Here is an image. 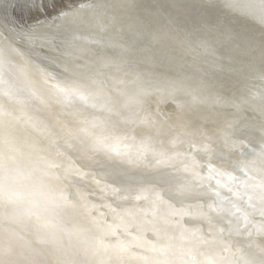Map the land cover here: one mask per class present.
<instances>
[{
  "label": "snow or ice",
  "instance_id": "snow-or-ice-1",
  "mask_svg": "<svg viewBox=\"0 0 264 264\" xmlns=\"http://www.w3.org/2000/svg\"><path fill=\"white\" fill-rule=\"evenodd\" d=\"M18 7L10 0H0V96L11 103L22 92L27 91L31 98L44 91L57 103L78 100L90 104L102 114L101 118L80 121L79 127L68 131V140H78L87 151L103 156L104 163L128 171L117 172L118 177H123L119 184L105 185L103 189L114 198L116 206L89 203L79 192L74 198L67 186L61 187L68 173L60 171L64 165L59 149L51 156L38 144H28L31 167L25 178L33 180L41 190L48 216L31 208L21 211L22 201L14 191L22 175L18 133L32 123V118L23 109L0 103V264H264V244L253 240L255 234L264 236V137L259 151L253 148L251 157L236 162L245 179L230 173L228 179L233 183L216 179L213 186V174L220 177L224 173L209 163L205 174V166L187 152L183 155L190 162L177 170L191 176L186 183L174 185L171 173L156 180L131 175L142 168L152 171L173 167L167 152H157L153 147L152 133L170 136L173 147L187 143L194 150L212 154L210 135L200 128L188 131L197 98L162 72H136L132 78L116 80L109 86L97 79L102 73L90 62L64 67L74 78L70 83L31 61L21 64L15 59L23 56L18 47L21 42L41 48L49 46L55 52L59 51L55 43L59 34L50 36L42 31L43 22L39 20L26 24L16 14ZM91 7L79 5L80 9ZM243 8L249 12L258 8L259 20L264 23V0H259L258 6L245 3ZM68 15L60 13L61 17ZM260 43L264 51V37ZM91 86L95 87L89 90ZM180 95L188 99L182 101L178 99ZM153 96L175 103V113L161 112L158 103L153 111ZM261 100L264 132V97ZM137 128L146 129L148 134L138 135ZM185 137L191 139L186 141ZM221 189L231 195H224ZM240 200L246 210L236 217L241 212L236 202ZM101 208L108 211H100ZM256 214L261 221L253 233L248 225ZM64 216L76 217L87 226L68 228ZM33 217L34 238L24 244L19 243L20 236L13 228L3 227L5 223L31 221ZM186 218L198 221L199 226L189 227ZM149 234L153 239H149ZM233 234L243 235L248 244L242 247L225 239Z\"/></svg>",
  "mask_w": 264,
  "mask_h": 264
},
{
  "label": "bare ground",
  "instance_id": "bare-ground-1",
  "mask_svg": "<svg viewBox=\"0 0 264 264\" xmlns=\"http://www.w3.org/2000/svg\"><path fill=\"white\" fill-rule=\"evenodd\" d=\"M89 1L79 3V5H92L93 7L80 9L78 8L79 6H74L73 10L63 11L69 13L67 17L59 15L52 17V19L48 18V20L43 22L42 31L47 32L50 36L59 34V38L55 41L59 51L53 52L49 46L41 48L20 43L18 47L21 49L23 56H18L15 59L21 64H24L25 61H31L35 66L46 69L64 83H70L74 78L64 71L65 65L58 63L55 58L65 60L68 67H75L77 64L90 62L91 67L99 69L102 73L97 79L105 81L109 86L113 85L116 80L132 78L136 72L170 74L171 77L175 78H171L172 80L174 79L178 85L190 91L197 98V102L191 109L193 124L188 128V131L200 128L201 131L210 135L212 138V154L209 155L208 152L194 150L187 143L177 144L173 147L169 143L170 136L159 137L152 133L155 137L152 142L153 147L157 152L166 151L172 158L173 167L152 171L142 168L134 170L130 174L134 176L143 175L145 179L156 180L171 173L170 180L174 185L186 183L192 179L191 176L177 170H182L184 163L190 162L183 155V153L187 152L205 166L202 169L205 174H207V165L209 163L224 173L220 177H215V174H213L214 178L211 181L213 186H215L216 179H220L222 183H233V181L228 179V174L230 173L240 179H245L243 173L236 167V162L251 157L253 155L251 149L253 148L259 151L262 137H264V132L261 130V106L256 101L264 97V79H262L264 77V68L248 66L257 63L255 60H247L246 66H243L244 70H242V66L235 59L231 58L230 62H222L211 56V53L214 56L215 53L214 50L210 49L209 43L204 42L205 45L199 46L191 45L188 41L191 34L186 32H183L181 36H177V46L174 49L178 53L180 52L179 54L184 59L186 57L189 60L190 66H193L192 68H195L197 73L190 71L191 67L185 68L186 65H183L185 60L180 56L179 62L183 63L174 68L171 67V69L162 64V62L155 61L154 58L146 57L143 54L140 55V53H136L135 56H127V53L131 51V44L137 42L147 28L146 14H144L146 11H154L160 17L166 19V3L169 4L170 10H176L180 5L177 6L176 0ZM207 1L239 13L249 21L259 20L258 8L254 12H249L243 8L245 3H252L258 6L259 0ZM230 4L233 6H229ZM170 10H168L169 13L171 12ZM179 14L181 15V13ZM57 26H59V32H57ZM63 31L70 34L66 36V42L62 45L61 39L65 37ZM51 32L56 33L51 34ZM221 36L223 38L228 37L231 43L228 47L231 49L241 50L239 47V44H241L243 47L250 48V58H257L260 55L263 59L264 52L258 50L250 42L236 36L229 39V36L225 33ZM141 47L144 48L143 46ZM35 52L38 54L35 55ZM42 57H48L50 60L53 57L52 62L56 65L47 67L38 61ZM205 59H209L211 62ZM259 66L262 67V64ZM199 72H204L206 75L214 72H227L229 73L227 76H233V79L238 82L236 85L237 89L233 87L226 90H214L213 94L217 96V101L212 102L210 106L203 105V99L199 98L194 92L195 90L199 91V87L202 88L204 86H199L201 83H206L202 79L203 77H200ZM196 83L199 85L196 86ZM93 87L95 86H91L89 90ZM259 89H262L261 92H259ZM239 90H242L243 93H240ZM205 95L209 96L208 93H205ZM178 99L183 101L188 99V97L180 95ZM25 100H27V103H21ZM0 103H4L9 108L23 109L32 118V123L25 126L18 133L23 153L18 158L22 175L14 185V191L18 193L22 201L21 211L31 208L33 212H37L44 217L48 216V213L44 211V199L41 190L34 185L33 180L25 178L31 167L28 158L29 149L26 145L33 143L45 149V154L47 155L55 156L57 149L63 153L60 160L64 167L60 171L64 172L66 170L68 178L62 182L61 187L67 186L74 198L79 192L85 196L89 203L100 205L107 202L116 206L114 198L111 195H106L103 189L105 185H118L123 177H118L116 173L127 172L128 170L115 164L104 163L103 156L87 151L85 145L75 139L69 141L67 136L68 131L79 127L80 121H91L101 118L102 114L96 108L78 100L57 103L44 91H38L36 96L31 98L27 91L22 92L11 103L7 101V98L0 96ZM157 103L163 113L174 114L176 111L175 103L170 100H158L156 96L152 98L151 109L153 111L156 110ZM137 134L146 135L148 132L146 129L137 128ZM188 139H191V137H185L186 141ZM149 161L151 164L155 163L151 156H149ZM108 191L110 192V189ZM221 191L224 195H231L223 189ZM30 201H35V206L30 204ZM236 202L241 207V212H237L236 217H241L242 212L246 209L242 200ZM100 211L107 212L108 209L101 208ZM93 214L95 215L96 213ZM236 217H233V219ZM108 218L110 219L111 217L109 216ZM250 219L251 223L248 226L253 233H256L257 228L260 226L261 217L256 214ZM64 220L65 226L68 228L87 226L76 217L69 218L64 216ZM241 222H243L242 219ZM185 223L189 227L199 226L198 221L188 218L185 219ZM3 227L13 228L20 236L19 243L24 244L34 238L35 217L31 221L21 220V222L11 225L5 223ZM149 239H153L151 234H149ZM225 239L242 247L249 242L243 235L233 234L231 237H225ZM253 240L257 244H264V236L259 234H255Z\"/></svg>",
  "mask_w": 264,
  "mask_h": 264
},
{
  "label": "water",
  "instance_id": "water-1",
  "mask_svg": "<svg viewBox=\"0 0 264 264\" xmlns=\"http://www.w3.org/2000/svg\"><path fill=\"white\" fill-rule=\"evenodd\" d=\"M32 1L39 3V8L36 7V10H34V12H36L28 15L26 10H23V7L26 3H30ZM49 1L50 0H10V3H15L20 6L16 9V14L18 16H22L23 21L26 24H34L37 20L44 22L45 20H48V18L52 19V17L59 16L63 11L73 10L74 6H79V3L87 2L88 0L54 1L55 4L51 5L48 3ZM175 2L177 3V6L180 5V7L176 10H170L169 4L166 3V19L160 17L159 14L154 11H146L144 13L146 14L145 20L147 28L143 34H141L140 39L131 44L132 48L131 51L127 53V56H135L136 53H140V55L143 54L146 57L149 56L150 58H154L155 61L162 62V64L169 69L183 63L179 62L180 56L183 60H185V63L183 64L184 66L186 65L185 68L191 67L189 70L197 73V71H195L196 69L192 68L193 66H190L189 60L186 57L184 59V57L179 54L180 52L178 53L174 49L175 46H177V36H181L183 32H186L187 34H191L189 35L188 40L191 45L199 46L202 44L205 45L204 42L209 43L210 49L214 50L215 53V56L212 55V53L211 56L222 62H230V60L235 59L236 62L242 66V70H244L243 66H246L247 60H255L257 63H253L248 66H258L261 69L264 68V56L263 59L260 55H258L257 58H250V48L243 47L239 44L241 50H233L228 47L231 44L228 37L223 38V36H221L225 33L229 36V39H232L235 36L239 37L244 41H248L253 44V46L257 47L258 50H262L260 42L262 37H264V23H261L260 20L249 21L239 13L232 12L229 9H224V7H221L219 4L217 6L216 3L214 4V2L207 0H176ZM48 6L51 7H49V10L47 11L46 8ZM168 10L171 12L169 13ZM178 12L181 13V15ZM59 31L60 29L57 30V32ZM54 33L56 32H51V34ZM63 33L65 37L61 40L65 41L66 36L70 33H66V31H63ZM22 43L23 42H21V44ZM138 44L140 45L138 46ZM145 45L148 48H146ZM35 53V55L38 54L37 52ZM52 58L53 57H51L50 60L48 57H42L39 58L38 61L45 64L47 67H54L56 64L52 62L54 59ZM55 59L58 63L68 66L65 60H61L59 58ZM205 60L208 62L210 61L209 59ZM260 64H262V67L259 66ZM199 74L200 77H203L202 79L205 80L206 83H201L200 85L196 83V86H204L202 88L199 87V91L195 90L194 92H196L199 98L203 99L202 104L206 106H210L212 102L217 101V96L213 94L214 90H226L227 88L232 89L233 87L236 88V85L238 84V82L233 79V76H227L229 74L227 72H214L213 74L210 73V75H206L204 72H199ZM166 75L170 78H174L171 77L170 74ZM261 90L262 89H259V92H261ZM239 92L243 93L242 90H239ZM205 93H208L209 96H206ZM205 96L206 98L204 99ZM256 101L261 106L262 100L258 99Z\"/></svg>",
  "mask_w": 264,
  "mask_h": 264
},
{
  "label": "rangeland",
  "instance_id": "rangeland-1",
  "mask_svg": "<svg viewBox=\"0 0 264 264\" xmlns=\"http://www.w3.org/2000/svg\"><path fill=\"white\" fill-rule=\"evenodd\" d=\"M59 2V1H62V0H50L48 3H50V5L51 4H55V2ZM71 1H75V0H71ZM39 8V3H35V2H30V3H26L25 4V6L23 7V10L25 11L26 10V12H27V14L28 15H31V14H33V13H35L34 12V10H36L35 8ZM49 7H51V6H48L46 9H47V11L49 10Z\"/></svg>",
  "mask_w": 264,
  "mask_h": 264
}]
</instances>
